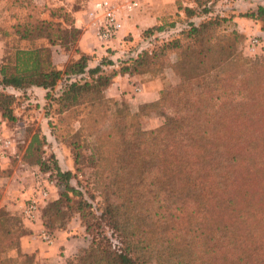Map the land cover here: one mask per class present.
Returning <instances> with one entry per match:
<instances>
[{
	"label": "trees",
	"instance_id": "trees-1",
	"mask_svg": "<svg viewBox=\"0 0 264 264\" xmlns=\"http://www.w3.org/2000/svg\"><path fill=\"white\" fill-rule=\"evenodd\" d=\"M212 1L193 0L196 8L186 7L187 17L210 14ZM26 2L34 12L15 26L16 36L48 45L19 49L15 63L0 68L4 121H18L17 97L5 89L53 91L61 86L60 94L51 98L59 114L86 105L95 124L104 117L110 126L106 135L97 132L93 157L103 181L100 216L87 213L92 207L71 184L72 172L62 171L54 156L50 158L63 191L42 212L45 230L50 234L67 230L79 213L86 234L92 236L90 246L66 264H264V57L244 62L219 32L220 22L210 18L200 24L189 22L179 38L163 42L155 51L116 64L104 57L90 68L92 57L80 52L81 31L66 11L64 24L77 38L73 52L79 57L60 69L51 49L60 46L71 52L62 36L68 30L40 19L37 5ZM53 11V19L61 18ZM247 17L264 20V6ZM175 26L156 25L141 37ZM172 50L179 58L167 67L178 74L179 85L163 90L158 101L140 106L137 113L111 118L106 91L114 80L158 69ZM158 107L170 109L172 117L156 129H142L141 113ZM37 153H42L39 133L32 137L25 158ZM37 163L49 172L41 157ZM7 175L0 169V178ZM75 198L80 200L76 203ZM86 214L90 220H85ZM9 220L13 219L0 217V264H10L8 249L19 246L27 233L10 227ZM105 227L119 239L118 249Z\"/></svg>",
	"mask_w": 264,
	"mask_h": 264
},
{
	"label": "rangeland",
	"instance_id": "rangeland-1",
	"mask_svg": "<svg viewBox=\"0 0 264 264\" xmlns=\"http://www.w3.org/2000/svg\"><path fill=\"white\" fill-rule=\"evenodd\" d=\"M118 6H123L130 1L137 2L138 6L132 11L137 9H147L154 11L161 16L159 26L168 27L170 24H175V28L169 29L164 32H155L151 36H142L134 42L132 38H127V41L134 42L130 48L134 51V56L141 54L143 51H155L163 42H167L179 38L183 30L189 29V22L200 24L210 18L217 19L220 22L219 32L225 35L228 43L234 44L239 53V57L244 62H252L257 58L264 57V20H254L247 17L248 14L256 12L259 6H264V0H213L210 3L211 13L208 15H200L193 19L188 18L185 13L186 7L196 8L193 0H173L168 3V0H110ZM37 5V15L40 19L60 23L62 28L68 30L67 34H62L66 39L64 43L67 44L69 54H74L77 46V38L71 34V31L64 24V14L72 8L73 0H32ZM31 2V6L34 5ZM75 8H82L86 0H75ZM163 2V3H162ZM166 2V3H165ZM69 5V6H68ZM62 9H64L62 11ZM54 10L61 18L48 20V14ZM200 12V9H197ZM32 9L26 0H0V68L4 64L10 66L15 63V54L19 49L27 48H46L48 45L46 41H22L15 33L16 25L24 24L27 17L30 15ZM34 12V11H32ZM125 16V15H124ZM130 16V15H129ZM70 21L67 20V24ZM237 36V42H236ZM75 39V42H74ZM54 56V51H67L60 46L51 49ZM46 51L45 53H47ZM179 58L178 51H168L160 67L154 71H149L140 76H149L151 78H159L162 80L164 87L160 92L168 88H174L179 85L180 78L176 72L167 67V65L175 63ZM108 73L111 68H108ZM1 79V78H0ZM199 81H202L199 80ZM0 91L2 88L0 87ZM7 94H14L17 97L15 103V115L18 118L16 123H7L6 128L0 127V132L14 141V145L24 156L25 168L31 171V178L28 181L27 191L32 188V196L25 198L24 209L28 200H36L40 206L41 217L43 210L47 209L49 205L57 200L60 193L63 191V186L58 183L56 172L54 170V163L50 160L53 155L57 160L61 170L71 171L73 176L71 184L79 190L84 200H86L92 208L87 209L88 212H93L100 216L101 208L104 205V196L102 194L103 181L100 178L99 169L94 160V149L97 145L96 134L97 132H109L110 126L106 123V118H99V123L95 124L96 117L89 116V106H79L65 113L59 114V107L52 102L51 98L58 96L61 92V86H58L53 91H48L45 94H40L32 89L27 91H17L14 89H5ZM49 95V97H47ZM109 106L111 110L108 115L111 118H117L120 115H127L128 113H137L139 109L134 110L130 107L129 103L124 99L109 98ZM115 103H118L119 108ZM144 112V111H143ZM141 113V126L144 130H153L162 126L166 119L172 117L173 112L166 107L150 108ZM112 120V119H110ZM109 120V121H110ZM108 122V121H107ZM39 133L41 141V154H36L34 157L25 158L27 149L29 148L32 137ZM103 151L106 147H103ZM79 154V155H77ZM103 156L105 153H102ZM80 156V158L78 157ZM41 157L44 162L49 165V172H43L37 160ZM20 169H24L20 166ZM2 178H0L1 180ZM14 190V189H13ZM11 195L10 190L8 191ZM3 191L0 184V199L3 195H9ZM49 195V199H48ZM80 198H75L77 203ZM43 201V202H42ZM76 207V206H75ZM103 208V207H102ZM24 209L15 208L12 210L8 204L3 201L0 204V217L7 215L13 220L8 221L10 227H20L26 230V219L23 216ZM86 221L90 220V215L86 214ZM40 221V219H39ZM62 219H58L57 223L60 224ZM35 221H33L34 223ZM76 222L83 228L81 216L75 213L71 219L70 225ZM69 225V226H70ZM69 228V227H68ZM68 230V229H67ZM66 231V230H65ZM106 235L110 238L114 249H118L121 244L116 236H113L112 231L105 227ZM48 234V233H47ZM86 234V232H85ZM79 235V234H78ZM88 245L91 244L92 236L86 234ZM21 241V240H20ZM19 246H11L7 251V258L11 260L10 264H16V256L10 255L12 250ZM86 247V248H87ZM79 253L70 257L71 260H77ZM35 260L32 256H25L22 259L23 264H34Z\"/></svg>",
	"mask_w": 264,
	"mask_h": 264
},
{
	"label": "crops",
	"instance_id": "crops-1",
	"mask_svg": "<svg viewBox=\"0 0 264 264\" xmlns=\"http://www.w3.org/2000/svg\"><path fill=\"white\" fill-rule=\"evenodd\" d=\"M95 1L98 0H86L82 8H75L76 2L73 0L74 4L69 9L75 27L81 31L78 48L81 53L92 57L89 63L90 68H95L99 65L104 57L109 58L116 64L122 59L133 56L134 51L131 50L130 45L140 39L145 30L158 25L161 20V16L154 11H149L145 8L137 9L131 12L130 16L125 15L123 17L122 29L113 40L101 42L96 37L95 28L92 25L93 20L89 17V8ZM154 1L159 2V4L161 2L160 0ZM170 1L172 2L173 0H168V3H171ZM48 17V20H54L50 14H48ZM127 38H132L134 42L127 41ZM78 57V55L74 56V54L65 53L60 50L54 51L53 60L58 68L64 69L70 60L77 59ZM163 87L162 80L156 77L151 78L140 75L119 76L107 89L106 96L124 99L132 109L136 110L144 104L158 101ZM31 89L42 95H46L49 91L38 87ZM6 126L7 123L4 121L2 112L0 111V127L5 129ZM24 161L23 154L17 150L16 156H13L10 160H6V162H0V169L6 171L8 174L0 180V184L4 192L5 190L8 194L9 190L11 192V195L2 196L0 204L5 201L12 210L15 206L23 210L25 198L31 197V194H33L32 188L27 191V183L31 178V171L25 168L26 164ZM20 166L24 169H20ZM40 215L41 210H39L34 223L28 220L25 222L27 224V233L21 237L19 247L10 252V255L16 256V259H18L16 264H23L22 259L27 255L34 258V264H66L67 259L87 247L88 240L86 234L79 224L73 222L68 230L56 231L50 234L45 230ZM44 233H48L52 237L50 243L43 239Z\"/></svg>",
	"mask_w": 264,
	"mask_h": 264
},
{
	"label": "built area",
	"instance_id": "built-area-1",
	"mask_svg": "<svg viewBox=\"0 0 264 264\" xmlns=\"http://www.w3.org/2000/svg\"><path fill=\"white\" fill-rule=\"evenodd\" d=\"M137 2L130 1L123 6H118L110 0H98L89 8V17L93 20V27L98 40L110 42L113 40L123 26L124 15H129L136 7ZM17 155V148L11 138L4 136L0 132V162H6ZM40 210L36 200H28L23 216L28 221H35ZM43 239L48 243L52 237L44 233Z\"/></svg>",
	"mask_w": 264,
	"mask_h": 264
}]
</instances>
